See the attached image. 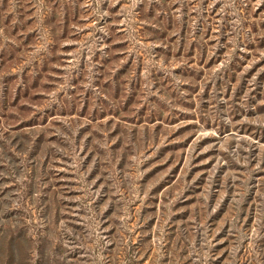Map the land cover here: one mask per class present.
Listing matches in <instances>:
<instances>
[{
	"label": "rangeland",
	"instance_id": "1",
	"mask_svg": "<svg viewBox=\"0 0 264 264\" xmlns=\"http://www.w3.org/2000/svg\"><path fill=\"white\" fill-rule=\"evenodd\" d=\"M148 1L0 0V264H264V0Z\"/></svg>",
	"mask_w": 264,
	"mask_h": 264
},
{
	"label": "trees",
	"instance_id": "2",
	"mask_svg": "<svg viewBox=\"0 0 264 264\" xmlns=\"http://www.w3.org/2000/svg\"><path fill=\"white\" fill-rule=\"evenodd\" d=\"M147 1L148 0H142V3H141V6H142V8H144V6L147 4ZM149 1H151V0H149ZM149 1H148V3H149ZM164 0H154V2H152L151 3V5H154V7L156 6H162V3H163V5H164ZM159 29H161V27H159Z\"/></svg>",
	"mask_w": 264,
	"mask_h": 264
}]
</instances>
